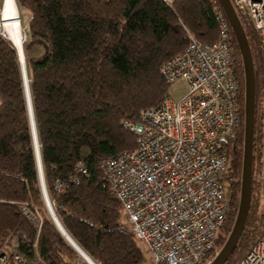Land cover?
Instances as JSON below:
<instances>
[{
    "label": "trees",
    "instance_id": "trees-1",
    "mask_svg": "<svg viewBox=\"0 0 264 264\" xmlns=\"http://www.w3.org/2000/svg\"><path fill=\"white\" fill-rule=\"evenodd\" d=\"M27 13L21 45L43 182L70 237L95 264H141L147 255L122 221V207L101 159L135 147L129 124L157 105L168 83L158 67L181 50L188 34L217 36L218 0H14ZM255 80L250 201L243 228L223 264H237L264 226V56L252 24L239 14ZM241 121L228 142V211L206 264L235 214L242 157ZM85 172L79 171L78 167ZM60 183V184H58ZM27 204L32 218L21 209ZM20 230L28 242L16 236ZM0 243L46 264H70L78 254L50 218L43 197L29 110L15 46L0 34ZM79 256V254H78ZM80 257V256H79ZM78 264H88L82 258Z\"/></svg>",
    "mask_w": 264,
    "mask_h": 264
},
{
    "label": "built area",
    "instance_id": "built-area-1",
    "mask_svg": "<svg viewBox=\"0 0 264 264\" xmlns=\"http://www.w3.org/2000/svg\"><path fill=\"white\" fill-rule=\"evenodd\" d=\"M230 2L238 17L252 24L264 56V0ZM215 21L213 41L187 32V44L158 67L168 84L182 78L187 91L177 100L165 94L157 105L141 109L140 128L129 124L136 132L135 147L100 162L120 201L122 221L147 250L145 264H197L227 216V148L240 126L241 85L221 7L215 9ZM0 28L4 33L1 23ZM21 209L32 218L27 204ZM16 236L28 242L20 230ZM0 264L46 262L0 243ZM237 264H264V226Z\"/></svg>",
    "mask_w": 264,
    "mask_h": 264
},
{
    "label": "water",
    "instance_id": "water-1",
    "mask_svg": "<svg viewBox=\"0 0 264 264\" xmlns=\"http://www.w3.org/2000/svg\"><path fill=\"white\" fill-rule=\"evenodd\" d=\"M219 5L223 11V14L228 22L230 31L235 40L236 48L238 51L241 70H242V83H243V119H242V157H241V169H240V182H239V191L237 198V206L235 210V214L232 220L231 227L220 245V247L216 250L214 255L206 264H223L227 257L232 253L240 232L243 228L247 210L250 201V191H251V174H252V130H253V114H254V93H255V80H254V68L252 55L250 51V47L248 44V40L244 31V28L240 22V19L230 2V0H218ZM13 44V43H12ZM19 64L23 79V85L29 110V117L31 123V131L33 137V145L35 149V154L37 158L38 172H39V180L43 193V197L46 203V206L49 211L50 218L55 223V225L62 232L63 236L66 240L75 246L78 249H81L79 245L70 237V235L65 231L61 223L59 222L51 203L48 199L43 177L42 171L39 162V153H38V145L36 139V133L34 128V122L31 111L30 97L28 91L27 84V76L26 70L23 64L21 63L20 50L17 49ZM135 128H140V123L137 122L135 124ZM85 253V252H84ZM83 253V254H84Z\"/></svg>",
    "mask_w": 264,
    "mask_h": 264
},
{
    "label": "bare ground",
    "instance_id": "bare-ground-1",
    "mask_svg": "<svg viewBox=\"0 0 264 264\" xmlns=\"http://www.w3.org/2000/svg\"><path fill=\"white\" fill-rule=\"evenodd\" d=\"M14 0H3L1 10H0V23L3 22V29L6 32L7 37L15 45V48L20 50L21 63L24 66L22 49L21 48V30L19 18L17 15V7H15ZM72 245V244H71ZM73 246V245H72ZM74 249L79 254V256L88 264H95L82 249H78L74 246ZM84 253V254H83Z\"/></svg>",
    "mask_w": 264,
    "mask_h": 264
},
{
    "label": "rangeland",
    "instance_id": "rangeland-1",
    "mask_svg": "<svg viewBox=\"0 0 264 264\" xmlns=\"http://www.w3.org/2000/svg\"><path fill=\"white\" fill-rule=\"evenodd\" d=\"M2 2L3 0H0V10H1V6H2ZM15 2V1H14ZM16 4V3H15ZM17 5H15L16 7ZM17 15H18V18H19V23H20V30H21V44H23L22 42L25 40V29H26V19H27V13L24 9H18L17 7ZM2 27H3V22H2ZM3 32H1V28H0V34L2 36L6 35V32L4 31L3 29ZM6 39H8L10 41V39L7 37V35L5 36ZM11 42V41H10ZM12 43V42H11ZM14 45V44H13ZM15 46V45H14ZM21 49V48H20ZM17 50V49H16ZM24 67H25V64H24ZM26 70V68H25ZM187 91V85H186V82L178 77L176 78L174 81H172L171 83L168 84L167 86V91H166V94L168 95V97L172 100H177L180 96H182L185 92ZM224 190H225V194L229 195V186H228V183H224ZM48 210V208H47ZM49 212V211H48ZM141 243V242H140ZM141 245H143L141 243ZM143 248L145 246H142ZM147 260V255H145V258L144 260L142 261L141 264H145V261ZM70 261V264H78L80 263L81 261V257L78 256V254H76L75 257L69 259Z\"/></svg>",
    "mask_w": 264,
    "mask_h": 264
}]
</instances>
